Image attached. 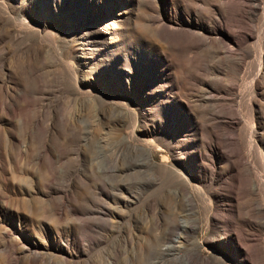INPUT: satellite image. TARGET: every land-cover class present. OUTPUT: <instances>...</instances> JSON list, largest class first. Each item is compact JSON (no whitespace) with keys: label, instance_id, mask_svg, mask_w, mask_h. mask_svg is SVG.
Masks as SVG:
<instances>
[{"label":"rangeland","instance_id":"rangeland-1","mask_svg":"<svg viewBox=\"0 0 264 264\" xmlns=\"http://www.w3.org/2000/svg\"><path fill=\"white\" fill-rule=\"evenodd\" d=\"M190 258L264 264V0H0V264Z\"/></svg>","mask_w":264,"mask_h":264},{"label":"bare ground","instance_id":"bare-ground-1","mask_svg":"<svg viewBox=\"0 0 264 264\" xmlns=\"http://www.w3.org/2000/svg\"><path fill=\"white\" fill-rule=\"evenodd\" d=\"M170 20H164V21H162L161 20V25H160V29L161 30H164L163 28H166L167 30H168V28H173V23L170 21ZM73 23V22H72ZM175 26V25H174ZM177 29H178V27H177ZM102 30H103V32H101V35L100 36H93V37H91L90 38V40L89 41H91L93 44H95L96 46H104L105 44H109V43H112L113 42V39H114V37H115V32H114V28H112L111 26H110V24H107V23H104L103 24V27H102ZM174 30H176V28L174 27ZM173 31V30H172ZM88 41V42H89ZM99 48V47H98ZM6 102V101H5ZM49 130V129H48ZM196 130H198V127H197V129ZM45 143V142H44ZM46 144V143H45ZM233 146V145H232ZM46 147V146H45ZM236 147V146H235ZM234 147V148H235ZM43 148V147H42ZM44 151H45V149H43ZM47 152V151H46ZM41 154H42V150H41ZM43 157V156H42ZM227 161L229 162V173H230V176H231V178H232V182L234 183V184H236V186H238V185H241V169L244 167V165L246 164V165H248L247 163V161H246V156H244L241 152H239L238 150H237V147H236V150L235 149H232L228 154H227ZM40 159H41V157H40ZM43 159V158H42ZM248 160V159H247ZM41 161V160H40ZM249 161V160H248ZM38 162V161H37ZM246 167L247 166H245V169H246ZM243 170V169H242ZM249 170V169H248ZM245 172H246V170H245ZM247 172H249V171H247ZM250 173V172H249ZM245 175V174H244ZM223 176V175H222ZM246 176V175H245ZM250 176V175H249ZM246 177H248V176H246ZM245 177V178H246ZM249 178V177H248ZM247 180H249V179H247ZM250 180H252V179H250ZM251 184L253 183V182H250ZM257 184V183H256ZM249 186H252V185H248V187ZM254 186V185H253ZM252 186V187H253ZM257 186V185H256ZM245 187V186H244ZM251 187V188H252ZM255 187V186H254ZM254 189V188H253ZM255 189H257V188H255ZM251 190V189H250ZM181 191V190H180ZM249 191V190H248ZM247 191V192H248ZM176 192V191H175ZM182 192V191H181ZM180 192V193H181ZM249 192H253L254 193V191L253 190H251V191H249ZM255 192H256V190H255ZM252 193V194H253ZM243 194V193H242ZM250 194V193H249ZM246 195H248V194H246ZM248 197H250V195L248 196ZM248 199H250V198H248ZM247 199V200H248ZM232 200L235 202V203H237L238 202V197H237V193L236 194H233L232 193ZM250 202V201H249ZM245 204V203H244ZM254 204V203H253ZM248 205V204H247ZM253 206V205H252ZM248 208V207H247ZM254 209H256V208H254ZM259 209H261V207H259V208H257V211H260ZM248 210V209H247ZM256 211V210H255ZM252 212H253V210H252ZM251 212V213H252ZM252 219V218H251ZM228 225H230V224H228ZM228 227H230V226H228ZM24 247V246H23ZM29 251V250H28ZM56 252H59V253H63V249L62 248H57L56 249ZM31 253V252H30ZM37 253V252H36ZM45 253V252H44ZM47 253H48V251H47ZM55 253V252H54ZM41 254V253H40ZM43 254V253H42ZM41 254V255H42ZM51 254V253H50ZM32 255H34L33 253H32ZM46 255H49V254H46ZM45 254H44V257L46 256ZM40 256V255H39ZM39 256H37V257H39ZM36 257V256H35ZM44 257H43V259H44ZM48 256H46L45 258H47ZM55 257H56V255H55ZM40 258H41V256H40ZM57 258V257H56ZM58 258H61V257H59L58 256ZM42 259V258H41ZM65 260V259H64ZM43 262V261H42ZM64 262V261H63ZM187 264H195V262L193 261V260H191V258L188 260V262H186ZM50 264V263H49Z\"/></svg>","mask_w":264,"mask_h":264}]
</instances>
